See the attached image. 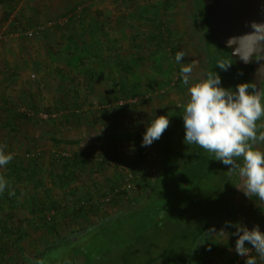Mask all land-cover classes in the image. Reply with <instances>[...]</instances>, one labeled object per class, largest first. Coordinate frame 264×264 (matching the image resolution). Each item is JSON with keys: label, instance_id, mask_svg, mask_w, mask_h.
I'll return each mask as SVG.
<instances>
[{"label": "rangeland", "instance_id": "rangeland-1", "mask_svg": "<svg viewBox=\"0 0 264 264\" xmlns=\"http://www.w3.org/2000/svg\"><path fill=\"white\" fill-rule=\"evenodd\" d=\"M163 2L10 0L7 5H4L6 2L0 3V145H6L4 151L13 155L11 162L0 167V176L6 179V174L12 175L15 163L21 165L32 158L37 160L40 178L63 208H60L61 212L44 208L32 181L19 182L25 172L17 170L12 177L17 179L16 194L21 205L10 210L6 197L1 196L4 201L0 211V233L5 232L3 227L15 232L9 236L6 234L0 241V264H28L56 234L47 226L48 222H53V217L58 234L79 230L106 215L134 208L148 193L149 187L144 188L142 181L152 178L155 173V150L141 146L140 142H103L93 138L101 133L136 130L146 125L155 114L161 115L184 104L188 94L177 74L181 64L174 63L167 51L152 55L150 42L144 48H138L137 54L144 58L128 71L92 64L103 75L95 76L90 88L89 79L82 73L87 67L82 64L86 53L75 49L67 40L77 29L71 28L67 32L65 22H57L59 19L68 21L75 14V19L79 17L85 21L84 26L87 22L102 24L108 37L115 35L119 38L121 59H124L127 53H135L134 48L126 50L133 29L138 31V42H144L150 33V17H140L139 14L146 9L154 15L163 13L173 27L184 31L180 34L184 39H179L183 45L179 51L185 53L182 63L195 61L193 79H199L206 71L205 56L190 0H171L166 10ZM47 23L50 25L46 26ZM28 31H32L31 36L27 35ZM133 84L138 85V95L130 97ZM144 94L150 95L144 98ZM119 99L125 101L122 107L116 104ZM31 104L38 112L30 108ZM103 107L105 109H101ZM76 109L81 112L79 118L67 123L61 115ZM45 113L52 116L42 117ZM256 147L264 151V143L258 142ZM112 150L118 159L106 156ZM75 152L89 155L86 159L89 168L83 172L71 168L69 183L57 187L54 175L60 176L65 158H73ZM95 185L102 190L108 188L110 193L94 198L98 210L76 214L75 209ZM242 186V180L234 175L224 218L214 226L217 232L224 228L225 221H238L249 229L258 225L264 232V201L255 196L252 199L246 197L238 188ZM10 213L12 216L8 218ZM20 231L26 232L27 237L18 249L14 240ZM226 231L231 233L235 229ZM235 240V236H228L226 232L206 233L189 264H227L232 258H235L233 264H244L245 258L234 251ZM157 241V248L140 244L132 255L148 258L150 254L145 250L151 253L162 250L166 236L162 234ZM210 244L215 245L214 251ZM178 253L170 251V255L157 264H162L165 259L177 260L174 257L179 256ZM251 255L256 257L257 264H264L254 249ZM81 261L82 258L78 257L76 264Z\"/></svg>", "mask_w": 264, "mask_h": 264}, {"label": "trees", "instance_id": "trees-1", "mask_svg": "<svg viewBox=\"0 0 264 264\" xmlns=\"http://www.w3.org/2000/svg\"><path fill=\"white\" fill-rule=\"evenodd\" d=\"M9 1L0 0V3L6 2L4 5H7ZM170 2L171 0H164L163 8L165 10ZM190 4L200 33L205 56V73L217 71L221 77L222 86L226 88H234L239 82L250 81L248 74L252 70L251 64L240 67L233 61L227 71L215 67L218 59H232L230 51L217 45L201 0H190ZM73 15L75 16V14ZM74 16L69 17L68 21L65 22V30L68 32L71 28H76L77 32L69 35L67 40L75 49L79 48L86 53L82 64L87 65V67L82 69V73L89 79L88 86L90 88L91 81L95 76L103 75L97 71L96 65L104 64L108 65L110 69L128 71L134 63L137 64L144 58L137 54L138 48H144L143 46L150 42L152 55L167 51L172 56L174 63L177 64L175 55L183 47L179 39L181 37L184 39V35H180L184 31L173 27L172 23L165 19L163 13H155L154 15L146 9L139 14L140 17H150L151 30L146 35L148 37L144 42H138V31L133 29L126 50L134 48L135 53H127L124 59H121L122 49L119 38L108 37V33L104 31L102 24L87 22V25L84 26L85 21L79 17L75 19ZM132 16L130 14L131 18ZM92 64L95 66H91ZM177 74L179 75L178 78L182 79L180 68H177ZM132 87L133 91L130 97H135L138 95V85L133 84ZM30 108L38 110L33 104ZM79 109L82 110L80 107ZM101 109H105V107ZM80 110L65 112L61 116L67 123H70L73 119L79 118ZM182 114L183 108L180 106L161 114L169 116L170 126L159 140H155L149 146L156 153L155 173L152 178L143 179L142 186L144 188L149 187L147 188L148 193L134 208L111 213L91 222L82 229L70 230L63 234H58L53 217V222H48L47 226L50 231L56 234L43 249L36 252L32 259H28V264H76L78 257L82 258L81 264H157L160 259L169 256L170 251L179 252V256L174 257L178 259L170 258L167 261L165 259L164 264H189L199 249L201 238L224 218L226 201L231 193L234 175L229 176L227 166L212 159V154L198 145L184 143L185 131ZM260 123L258 122V125ZM261 124H264V121ZM145 131L146 125L131 131L101 133L93 139L103 142L142 143ZM106 156L111 159H118V155L113 150ZM87 158H89L87 153L78 152L74 153L73 158H65V161H62L60 176L54 175V179L57 181L55 185L59 187L64 183L65 185L69 183L72 177L71 168L75 172H83L87 169L89 165ZM39 168V163L33 158L26 164H13V171L22 170L25 172V176L21 177L19 182L28 179L32 181L33 186L38 190L37 193L40 195L38 199L42 206L61 212L63 208L50 195V188L46 187L40 178ZM13 174H6L5 176L8 186L0 194V211L3 209L2 201H4L1 196L6 197L10 210L21 205L16 194L17 179H13ZM62 181L64 182L61 184ZM9 191L14 194L9 195ZM109 191L108 188L102 190L95 185V188L88 190V194L79 203L75 213L83 215L85 210L88 212L98 210L94 198L107 196ZM33 202H35V198ZM11 216L10 213L8 218ZM3 230L5 232L0 233V241L5 238L6 234L9 236L15 232L14 230L9 231L7 227H3ZM162 234L167 239L162 250L155 253L145 250L150 254L148 258L132 255L133 250L135 251L141 245H151L152 249L157 248V240ZM26 237L27 233L20 231L19 236L14 240V246L20 249L19 245ZM184 244H188V246L185 247ZM181 246L185 249H182ZM210 246L211 250L216 249L214 244H210ZM184 253L187 255L185 256ZM234 261L235 258H232L227 264H233Z\"/></svg>", "mask_w": 264, "mask_h": 264}, {"label": "clouds", "instance_id": "clouds-1", "mask_svg": "<svg viewBox=\"0 0 264 264\" xmlns=\"http://www.w3.org/2000/svg\"><path fill=\"white\" fill-rule=\"evenodd\" d=\"M250 31L239 37H230L229 47L239 42L240 47L233 54L241 53V59L248 63L253 58L264 57V21L247 22ZM185 53L178 51L175 60L181 64L180 76L187 88L188 99L179 105L183 108L181 115L184 125V143L198 145L212 154V159L227 166L229 176L238 175L242 187H238L246 197H257L264 201V151L258 149V142L264 143V79L257 87L254 81H242L232 87L222 86L217 71H208L199 79H193L195 61L183 64ZM233 63L232 59H218L215 67L227 71ZM170 126L168 115H154L146 124L141 146H150L159 140ZM6 145H0V167H4L13 159L6 153ZM8 186L0 176V193ZM14 193L9 191V195ZM234 228V232L226 229ZM228 233L235 236L234 251L244 257V264H257L251 250H255L260 261H264V232L258 225L251 229L241 222L225 221L220 231L215 227L207 233ZM247 245H250L247 246Z\"/></svg>", "mask_w": 264, "mask_h": 264}, {"label": "water", "instance_id": "water-1", "mask_svg": "<svg viewBox=\"0 0 264 264\" xmlns=\"http://www.w3.org/2000/svg\"><path fill=\"white\" fill-rule=\"evenodd\" d=\"M204 12L209 22L210 30L217 45L222 49H229L230 57L240 67L252 65L248 76L257 87L264 79V57L253 58L246 63L241 59V53L233 54L240 47L235 42L231 47L227 45L230 37H239L250 31L247 22L252 20L264 21V0H201Z\"/></svg>", "mask_w": 264, "mask_h": 264}, {"label": "built area", "instance_id": "built-area-1", "mask_svg": "<svg viewBox=\"0 0 264 264\" xmlns=\"http://www.w3.org/2000/svg\"><path fill=\"white\" fill-rule=\"evenodd\" d=\"M66 21H67L66 19H65V20H63V19H59L57 23L62 24V23H64V22H66ZM47 25H50V23H49V24L47 23L46 26H47ZM31 34H32V31H28V32H27V35L31 36ZM155 91H156V90H155ZM149 95H150V94H144L143 97H144V98H148ZM133 100L136 101V98H134ZM124 103H125V101H124L123 99H119V100H117V102H116V104H118V105H120V106L123 105ZM109 106H110V105H109ZM48 115H49V116H52V114H47V113H45V114L42 115V117L46 118V117H48ZM128 186H129V185H128Z\"/></svg>", "mask_w": 264, "mask_h": 264}, {"label": "crops", "instance_id": "crops-1", "mask_svg": "<svg viewBox=\"0 0 264 264\" xmlns=\"http://www.w3.org/2000/svg\"><path fill=\"white\" fill-rule=\"evenodd\" d=\"M121 29H123V26H122V28ZM111 38H113V37H116L115 35L114 36H110ZM117 38V37H116Z\"/></svg>", "mask_w": 264, "mask_h": 264}]
</instances>
